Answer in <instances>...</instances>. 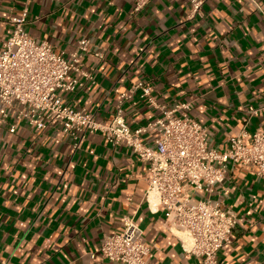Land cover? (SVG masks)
Returning a JSON list of instances; mask_svg holds the SVG:
<instances>
[{
	"label": "crops",
	"instance_id": "obj_1",
	"mask_svg": "<svg viewBox=\"0 0 264 264\" xmlns=\"http://www.w3.org/2000/svg\"><path fill=\"white\" fill-rule=\"evenodd\" d=\"M133 5L0 0V48L27 7L30 36L64 56L83 37L102 48V59L84 57L92 81L64 95L99 122L109 124L120 109L137 129L165 111L185 112L220 151L243 129L264 133V0H206L197 14L190 0H152L136 15ZM140 83L158 107L140 89L130 96ZM158 135L150 130L143 140L153 145ZM74 143L55 124L38 132L21 122L11 133L0 122V264H100L104 236L119 232L125 215L152 246L150 264H199L168 229L163 209H150L146 164L136 153L102 133ZM210 197L241 219L219 263L264 264V179L230 164Z\"/></svg>",
	"mask_w": 264,
	"mask_h": 264
},
{
	"label": "built area",
	"instance_id": "obj_2",
	"mask_svg": "<svg viewBox=\"0 0 264 264\" xmlns=\"http://www.w3.org/2000/svg\"><path fill=\"white\" fill-rule=\"evenodd\" d=\"M151 1L134 0L131 14L140 13ZM205 1L190 0L192 13H199ZM27 22L25 7L13 19L12 33L0 48V122L8 125L11 133L21 122L38 132L55 124L75 140V148L95 133H102L113 146L124 144L146 164L145 200L150 209H163L168 229L179 237L187 254L200 259L199 264H220L218 252L231 243V234L241 219L223 200L210 195L225 179L230 164L250 167L264 179V133L250 135L243 129L229 138L226 150L220 151L211 146L208 128L185 112L174 116L176 110L165 111L154 121L131 129L118 109L109 124L101 123L93 113L67 102L64 95L92 81V72L84 68V57L92 54L102 59V48L83 37L75 51L64 56L49 43L30 36ZM139 89L158 107L142 83L131 89L130 96ZM150 130L159 133L153 145L143 140ZM196 194L205 197L196 198ZM98 253L100 264H150L154 257L143 229L130 215L123 217L119 232L104 236Z\"/></svg>",
	"mask_w": 264,
	"mask_h": 264
},
{
	"label": "rangeland",
	"instance_id": "obj_3",
	"mask_svg": "<svg viewBox=\"0 0 264 264\" xmlns=\"http://www.w3.org/2000/svg\"><path fill=\"white\" fill-rule=\"evenodd\" d=\"M196 198H202V197H200L199 195H196Z\"/></svg>",
	"mask_w": 264,
	"mask_h": 264
}]
</instances>
